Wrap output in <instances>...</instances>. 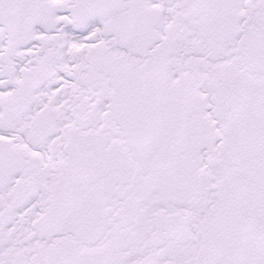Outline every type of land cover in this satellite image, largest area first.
Returning a JSON list of instances; mask_svg holds the SVG:
<instances>
[{"label":"snow or ice","instance_id":"1","mask_svg":"<svg viewBox=\"0 0 264 264\" xmlns=\"http://www.w3.org/2000/svg\"><path fill=\"white\" fill-rule=\"evenodd\" d=\"M0 264H264V0H0Z\"/></svg>","mask_w":264,"mask_h":264}]
</instances>
